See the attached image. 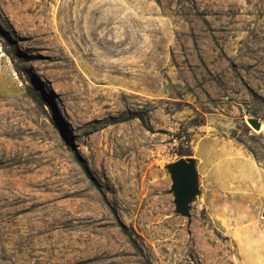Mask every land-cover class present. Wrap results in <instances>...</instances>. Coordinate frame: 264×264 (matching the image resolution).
Segmentation results:
<instances>
[{"label":"rangeland","instance_id":"rangeland-1","mask_svg":"<svg viewBox=\"0 0 264 264\" xmlns=\"http://www.w3.org/2000/svg\"><path fill=\"white\" fill-rule=\"evenodd\" d=\"M250 118L264 0H0V264H264Z\"/></svg>","mask_w":264,"mask_h":264},{"label":"water","instance_id":"water-1","mask_svg":"<svg viewBox=\"0 0 264 264\" xmlns=\"http://www.w3.org/2000/svg\"><path fill=\"white\" fill-rule=\"evenodd\" d=\"M249 124L257 131L262 123L256 118H250ZM172 178V191L176 210L182 216L191 218V202L198 193V176L194 158H181L168 165Z\"/></svg>","mask_w":264,"mask_h":264},{"label":"bare ground","instance_id":"bare-ground-1","mask_svg":"<svg viewBox=\"0 0 264 264\" xmlns=\"http://www.w3.org/2000/svg\"><path fill=\"white\" fill-rule=\"evenodd\" d=\"M261 131L264 132V124H262ZM190 251V250H189ZM191 254V252H189ZM192 255V254H191ZM195 255V254H194ZM190 258V257H189Z\"/></svg>","mask_w":264,"mask_h":264},{"label":"trees","instance_id":"trees-1","mask_svg":"<svg viewBox=\"0 0 264 264\" xmlns=\"http://www.w3.org/2000/svg\"><path fill=\"white\" fill-rule=\"evenodd\" d=\"M141 119V121L143 122V123H145V121H144V119L143 118H140Z\"/></svg>","mask_w":264,"mask_h":264}]
</instances>
